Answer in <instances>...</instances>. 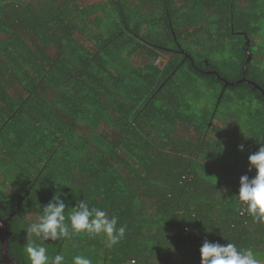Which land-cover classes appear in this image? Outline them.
Returning a JSON list of instances; mask_svg holds the SVG:
<instances>
[{"label":"trees","instance_id":"obj_1","mask_svg":"<svg viewBox=\"0 0 264 264\" xmlns=\"http://www.w3.org/2000/svg\"><path fill=\"white\" fill-rule=\"evenodd\" d=\"M212 71L264 89V0H0L10 258L30 264L28 227L59 190L66 216L84 200L127 226L112 248L86 234L45 241L65 264H200L204 240L264 261V222L235 197L255 176L264 95Z\"/></svg>","mask_w":264,"mask_h":264},{"label":"clouds","instance_id":"obj_2","mask_svg":"<svg viewBox=\"0 0 264 264\" xmlns=\"http://www.w3.org/2000/svg\"><path fill=\"white\" fill-rule=\"evenodd\" d=\"M238 150L243 151L244 145H239ZM248 164L249 171L255 170V176L249 178L248 175H242L239 178V189L235 197L244 205L248 215L256 221L264 222V143L248 156ZM61 195L57 190L45 206H40L42 211L28 227L27 234L34 238L29 239L24 249L30 264H65L63 255H48L45 241L86 234L89 237L102 236L105 246L112 248L125 238L127 226L119 224L118 216H110L104 209L90 207L84 200H79L71 207V212L66 216L65 210L69 207ZM199 253L200 264H264L254 249L242 248L235 243L222 245L204 240ZM72 264H92V260L76 255L72 257Z\"/></svg>","mask_w":264,"mask_h":264},{"label":"water","instance_id":"obj_3","mask_svg":"<svg viewBox=\"0 0 264 264\" xmlns=\"http://www.w3.org/2000/svg\"><path fill=\"white\" fill-rule=\"evenodd\" d=\"M250 54L247 57V61H249L250 59ZM214 72L220 80L224 81V85H235L241 82H247L252 84L255 88H257L258 90H260V92L264 95V89L262 86H260L257 82L247 79L245 76H243L240 80H237L235 82H231L228 81L226 78H224L223 76H221L217 71H212ZM244 75V72H243ZM13 214H11L8 218H2L0 216V239H1V248H2V257L0 259V263H4V264H18L16 261L12 260L9 256L8 253V240H7V231H6V225L7 222L11 219Z\"/></svg>","mask_w":264,"mask_h":264},{"label":"rangeland","instance_id":"obj_4","mask_svg":"<svg viewBox=\"0 0 264 264\" xmlns=\"http://www.w3.org/2000/svg\"><path fill=\"white\" fill-rule=\"evenodd\" d=\"M237 3L240 4V5H246V1H238ZM202 89H204L209 94H211V93H213L215 91L213 89H207L205 86H202Z\"/></svg>","mask_w":264,"mask_h":264},{"label":"built area","instance_id":"obj_5","mask_svg":"<svg viewBox=\"0 0 264 264\" xmlns=\"http://www.w3.org/2000/svg\"><path fill=\"white\" fill-rule=\"evenodd\" d=\"M157 62V61H156Z\"/></svg>","mask_w":264,"mask_h":264}]
</instances>
